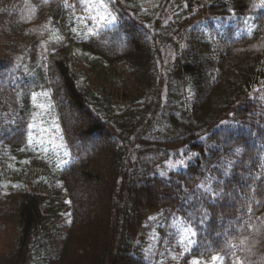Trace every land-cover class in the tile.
Instances as JSON below:
<instances>
[{
	"label": "trees",
	"instance_id": "obj_1",
	"mask_svg": "<svg viewBox=\"0 0 264 264\" xmlns=\"http://www.w3.org/2000/svg\"><path fill=\"white\" fill-rule=\"evenodd\" d=\"M174 1L0 0V264H264V0Z\"/></svg>",
	"mask_w": 264,
	"mask_h": 264
},
{
	"label": "rangeland",
	"instance_id": "obj_2",
	"mask_svg": "<svg viewBox=\"0 0 264 264\" xmlns=\"http://www.w3.org/2000/svg\"><path fill=\"white\" fill-rule=\"evenodd\" d=\"M171 2L174 3V5H177L178 2H175L174 0H171ZM43 3V0H26V8L27 11L29 12V21L31 19H33V27L34 29H30L29 31L31 32L30 37L33 38L36 41V50L33 54V56L31 57L30 63L32 64L35 61H37L38 58H41L43 53L46 52L45 48L46 45L48 43H50L53 38H52V34L49 36L48 31H49V26L47 23L45 22H40V17L37 15H35V10H40L41 9V5ZM151 4L153 3L152 1L150 2ZM103 5L106 6L107 10H102L103 11V15L101 17L106 16V13H108L111 8H110V4L109 3H103ZM151 4H148L145 11H149V15L152 18V23H156V20H160L163 21V23H168L170 21L171 15H172V10H174V6H170L169 7V3H154L152 6ZM181 4L182 5H186V3L181 0ZM149 5H151L152 7L149 8ZM151 9V10H150ZM157 25V24H156ZM39 41V42H37ZM49 45V44H48ZM48 47V46H47ZM77 54V53H76ZM78 55V54H77ZM166 55V54H165ZM85 67V66H84ZM82 66V64H78V68L80 69V71L82 70V68H84ZM23 68H28V64H25L23 66ZM52 122H54L53 126L51 125L50 127H47L48 130L42 134L41 137V141L44 143L42 147H40L39 151L42 153H48L49 150H54L56 153L58 154H68L70 153V155L65 159L66 160H70L74 157V153L72 152V150H68V148L65 147V145L63 144L64 141L62 139V133H61V129L60 126L58 124H56L55 122L57 121V117L56 115H52ZM135 141V140H134ZM139 144L135 142H133V147H132V155L133 158H135L136 155V150L138 148ZM70 151V152H69ZM172 167H177L173 166V164H171ZM181 167V166H179ZM8 183L10 185H12V180L10 179L8 181ZM160 223V219L155 217L154 220L151 222L150 224V238H149V242L148 245L149 247H154L157 245V242L159 240V236H160V227L159 226ZM163 227H164V222H162ZM165 228V227H164ZM183 230H181V238L187 240V237L189 238V235L191 234V231L186 228V227H182ZM183 231L185 232L183 235ZM11 230L9 229V227L4 228V229H0V254L3 251L8 250V247L13 243V238L10 235ZM161 236H160V240H161ZM186 246V242H183ZM156 253L157 255H161L162 254V250L160 248L156 249ZM156 263V262H154ZM185 261L181 264H184ZM200 263V262H199ZM190 264H198L197 261H192ZM202 264V263H200Z\"/></svg>",
	"mask_w": 264,
	"mask_h": 264
}]
</instances>
